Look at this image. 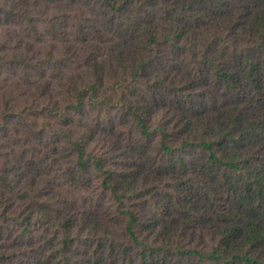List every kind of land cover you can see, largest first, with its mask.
<instances>
[{
	"label": "trees",
	"instance_id": "trees-1",
	"mask_svg": "<svg viewBox=\"0 0 264 264\" xmlns=\"http://www.w3.org/2000/svg\"><path fill=\"white\" fill-rule=\"evenodd\" d=\"M87 4L84 40L101 21L110 50L96 44L66 90L3 92L0 132L36 133L24 135L48 160L37 138L51 130L72 146L75 185L95 171L110 202L71 204L0 160V264H264V0H0V26L37 30ZM17 46L1 43L0 68L26 64ZM89 107L133 126L121 160L91 151L90 122L75 126Z\"/></svg>",
	"mask_w": 264,
	"mask_h": 264
},
{
	"label": "rangeland",
	"instance_id": "rangeland-1",
	"mask_svg": "<svg viewBox=\"0 0 264 264\" xmlns=\"http://www.w3.org/2000/svg\"><path fill=\"white\" fill-rule=\"evenodd\" d=\"M86 9L89 10L87 15L91 19H85L87 15L65 16L55 25L41 22L37 30L21 22L0 26V45L5 42L14 46L18 44L17 49L24 50L27 54L26 64L0 68V95L5 91L9 93L8 89L14 87L19 100L28 99L32 103L53 88L59 92L66 90L67 85L79 81L81 76H87L95 45H101L105 51L110 50L109 36H113V33L104 29L103 23L98 21L104 34L101 37L89 35L84 40V24L93 21L92 16H97L92 6L87 4ZM140 98L150 102L157 116L162 117L167 112L164 101L156 99L161 98L160 96L155 97L151 92H145ZM74 117L77 128H80V123L85 122H90L95 128V133L90 138V149L98 156L121 160L122 152L132 151L138 143L133 126L121 119L117 109L89 107L85 112H75ZM82 128L85 129V126ZM25 130L23 128L18 133L13 129H5L0 132L1 163L10 161L21 165L30 176H37L39 188H49L50 195L56 191L71 204H109V193L102 188L103 177L99 173L91 171L88 182L83 186L75 185V154L66 140L47 130L44 136L37 138V143L42 149L41 153L44 152L49 158L40 160V155L34 154V150L30 148V140L24 134L28 133L32 138L37 135Z\"/></svg>",
	"mask_w": 264,
	"mask_h": 264
}]
</instances>
